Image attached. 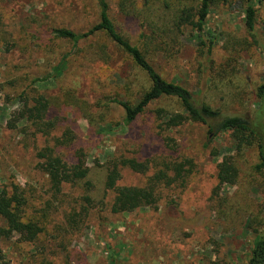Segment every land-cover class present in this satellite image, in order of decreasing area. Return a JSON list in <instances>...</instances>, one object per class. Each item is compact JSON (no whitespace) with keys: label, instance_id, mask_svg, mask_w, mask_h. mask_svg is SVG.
<instances>
[{"label":"rangeland","instance_id":"rangeland-1","mask_svg":"<svg viewBox=\"0 0 264 264\" xmlns=\"http://www.w3.org/2000/svg\"><path fill=\"white\" fill-rule=\"evenodd\" d=\"M243 4L242 0H230L211 8L205 37L215 42V53L223 49L228 34L244 29ZM187 6L199 8V0H189ZM97 18L89 0H0V20L11 36L10 52L0 42V84H5L4 93L0 92V183L14 182L26 189L30 213L39 212L49 195L36 160L40 144L20 134L23 124L15 130L10 128L19 110L14 93L27 80L38 77L47 79L36 86L46 97L76 91L80 101L99 97L106 102L114 93L124 98L120 71L100 75L82 72L81 64L70 63L59 80L51 74L72 47L54 39L51 30L66 28L84 33L97 23ZM117 22L121 25L122 18L117 17ZM130 30L134 38L136 32ZM183 41L185 48L179 57L169 64L159 62L157 68L167 80L184 86L198 100L204 99L210 84L208 67L194 53L195 39L188 33ZM233 70L235 79L247 90L240 98V106L255 108L254 86L264 82V56L253 51L245 53ZM99 76L101 84L97 83ZM4 94L12 96L11 102L4 101ZM70 104L73 107L63 108L61 118L78 139L71 148L74 150L66 154L73 156L80 148L86 149L94 174H105L109 162L119 159L151 162L146 175L124 169L121 187L148 186L155 173L171 162L192 161L193 173L183 183L159 187L154 209L119 215L93 211L78 233H73L65 218L68 208L75 206L78 193L65 191V203L52 210L50 224L55 226V232L43 235L38 249L33 251L17 245V238L7 244L0 241L1 264H248L255 244L264 236V173L256 170V148L237 154L231 132L215 135L201 124L186 123L167 134L178 144L177 150L171 151L156 117V110L162 106L172 113H182L178 105L170 103L151 105L131 125L124 123L120 110H113L105 117L109 125L103 128L96 123L90 125L87 113L79 111L73 102ZM224 108L236 111L233 104ZM93 114L95 118L100 116ZM227 156L235 158L239 176L220 186L217 167ZM254 216L260 224L255 226L259 228L256 232L250 227Z\"/></svg>","mask_w":264,"mask_h":264},{"label":"trees","instance_id":"trees-1","mask_svg":"<svg viewBox=\"0 0 264 264\" xmlns=\"http://www.w3.org/2000/svg\"><path fill=\"white\" fill-rule=\"evenodd\" d=\"M188 1L89 0L98 17L90 29L84 33L66 28L51 30L54 39L72 46L52 68L53 79L63 77L70 63L81 64L82 72H100V75L106 71H120L126 96L122 98L114 93L106 102H101L99 97L95 101H80L76 91L46 97L36 86L47 79L39 80L38 77L27 80V84L14 93L19 110L12 117L10 128L15 130L23 124L25 127L20 134L40 144L36 148V160L46 178L49 200L47 198L39 212L30 213L26 189L14 182L0 183L1 242L7 244L17 238V245L28 246L32 251L38 249L41 237L48 231L55 232V226L50 224L52 210L65 203V191L78 193L75 206L65 213L68 227L78 233L94 212L119 215L154 209L159 187L170 188L183 183L186 176L193 173L192 161L171 162L155 173L148 186L121 187L119 182L124 169L146 175L151 170V162L119 159L109 162L105 174H94L86 149L75 151L74 157L66 154L74 150L71 148L78 139L61 118L63 108L73 107L71 102L79 111L87 113L90 125L96 123L101 128L109 125L105 117L116 109L123 113L124 123L131 125L155 103L178 105L182 113H172L163 106L156 110L158 129L166 134L168 149L176 151L178 144L167 134L186 123L201 124L215 135L231 132L237 154L256 148L259 160L256 170L264 173V82L254 86L256 107L242 108L239 101L247 90L235 79L233 70V65L238 64L245 53L253 51L264 56V0H242L244 29L228 34L219 53H215V42H208L205 37L206 22L213 6L228 4L230 0H199V8L187 6ZM117 17L122 18L121 25ZM130 29L136 32L134 38ZM188 33L196 41L195 55L206 63L210 73L204 99L198 100L184 86L167 80L157 68L159 62L169 64L179 57ZM10 37L0 20V42L7 52L11 51ZM97 83H102L101 76ZM4 90L5 84H0V92L4 93ZM4 95V101L11 102L12 96ZM227 104L235 105L236 111L225 109ZM93 113L100 116L95 118ZM217 169L220 186L239 176V166L233 156L225 157ZM252 218L250 227L256 232L260 224H257L256 216ZM248 264H264V236L255 244Z\"/></svg>","mask_w":264,"mask_h":264}]
</instances>
